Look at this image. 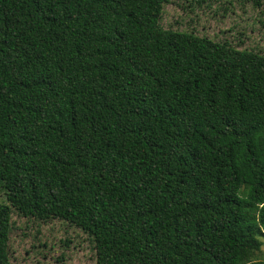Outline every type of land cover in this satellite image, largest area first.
<instances>
[{
	"label": "trees",
	"instance_id": "1",
	"mask_svg": "<svg viewBox=\"0 0 264 264\" xmlns=\"http://www.w3.org/2000/svg\"><path fill=\"white\" fill-rule=\"evenodd\" d=\"M165 2L0 0V264L12 211L95 264H264V56Z\"/></svg>",
	"mask_w": 264,
	"mask_h": 264
},
{
	"label": "rangeland",
	"instance_id": "2",
	"mask_svg": "<svg viewBox=\"0 0 264 264\" xmlns=\"http://www.w3.org/2000/svg\"><path fill=\"white\" fill-rule=\"evenodd\" d=\"M159 25L264 56V0H166ZM262 241L259 260L264 262ZM7 251L9 264L96 263L94 243L81 230L60 220L41 222L14 211Z\"/></svg>",
	"mask_w": 264,
	"mask_h": 264
}]
</instances>
